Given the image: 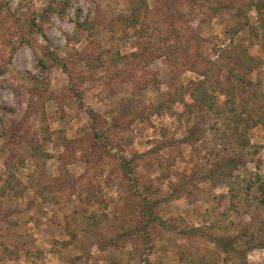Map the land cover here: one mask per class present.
Here are the masks:
<instances>
[{
    "label": "rangeland",
    "instance_id": "1",
    "mask_svg": "<svg viewBox=\"0 0 264 264\" xmlns=\"http://www.w3.org/2000/svg\"><path fill=\"white\" fill-rule=\"evenodd\" d=\"M133 4L0 0V264H264V0Z\"/></svg>",
    "mask_w": 264,
    "mask_h": 264
},
{
    "label": "trees",
    "instance_id": "2",
    "mask_svg": "<svg viewBox=\"0 0 264 264\" xmlns=\"http://www.w3.org/2000/svg\"><path fill=\"white\" fill-rule=\"evenodd\" d=\"M127 5H128V9H129V15H127L123 19V25L126 27H130V26H133L134 24L137 23L138 18L136 15V6L133 4V0H127ZM202 93H204V88H202L201 82H198L194 86L193 91L189 92L191 97L197 98V99L203 98ZM260 189H262V188L260 187Z\"/></svg>",
    "mask_w": 264,
    "mask_h": 264
}]
</instances>
